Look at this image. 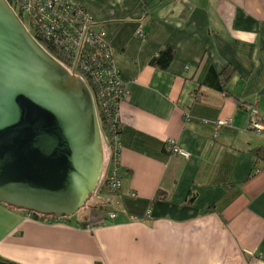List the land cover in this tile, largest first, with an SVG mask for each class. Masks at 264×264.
Wrapping results in <instances>:
<instances>
[{
	"label": "crops",
	"instance_id": "obj_1",
	"mask_svg": "<svg viewBox=\"0 0 264 264\" xmlns=\"http://www.w3.org/2000/svg\"><path fill=\"white\" fill-rule=\"evenodd\" d=\"M80 1L130 87L119 107L122 184L97 188L91 204L106 213L89 217L42 220L0 203V255L21 264H264V161L253 151L264 129L249 126L252 107L264 124V0ZM165 45L175 55L162 69L151 59ZM225 71L227 92L213 86ZM219 119L231 122L216 127ZM170 137L188 157L165 150ZM104 148L103 177L107 137Z\"/></svg>",
	"mask_w": 264,
	"mask_h": 264
},
{
	"label": "water",
	"instance_id": "obj_2",
	"mask_svg": "<svg viewBox=\"0 0 264 264\" xmlns=\"http://www.w3.org/2000/svg\"><path fill=\"white\" fill-rule=\"evenodd\" d=\"M104 164L88 84L0 0V202L71 216L97 190Z\"/></svg>",
	"mask_w": 264,
	"mask_h": 264
},
{
	"label": "built area",
	"instance_id": "obj_3",
	"mask_svg": "<svg viewBox=\"0 0 264 264\" xmlns=\"http://www.w3.org/2000/svg\"><path fill=\"white\" fill-rule=\"evenodd\" d=\"M8 2L39 43L43 40L57 56L50 53L62 62L58 58L60 56L64 61L62 63L70 71L95 84V92L90 90L99 123L101 117L111 150L109 172L102 176L98 187L104 193L117 192L122 184L119 107L121 101L129 96L130 87L122 79L115 63L105 28L96 23L93 15L79 0H8ZM135 34L138 37L145 36L140 27L136 29ZM257 114V108L252 107L249 126L261 132L264 124L256 118ZM230 122L231 119H219L215 121V125L221 127ZM165 150L183 157L189 156V152L180 147L172 137L165 142ZM259 171L261 168L256 167L255 172ZM28 214L32 215L30 211ZM109 216L114 218L116 213L111 212Z\"/></svg>",
	"mask_w": 264,
	"mask_h": 264
},
{
	"label": "trees",
	"instance_id": "obj_4",
	"mask_svg": "<svg viewBox=\"0 0 264 264\" xmlns=\"http://www.w3.org/2000/svg\"><path fill=\"white\" fill-rule=\"evenodd\" d=\"M10 3H12V2L10 1ZM40 41H41V43L44 45V47L49 52H51L53 55L57 56L55 51L52 50L43 40H40ZM174 55H175V49L172 46H170V45H165L164 47L160 48L157 51V53L153 56V58L151 59V64H153L154 66L160 67L162 69H166V68H168L170 62L172 61V59L174 57ZM58 58H60V60L62 62H64L63 59H61L60 56ZM78 73L80 74V72H78ZM215 77H216V80H215V84L213 86L216 87L219 90H223V91L227 92V90L225 89V86H226L227 80L229 79L228 72L226 73V71H225V72L220 73V74L217 73L215 75ZM86 82L89 85V87L92 90V92H95V89H96L95 84L92 81H89L88 79L86 80ZM100 125H101L102 130L106 133V131L104 130V123H103V120H102L101 117H100ZM120 131H121V126H120ZM253 151H254L255 155L257 156L258 161H261V160L264 161V146L256 147V148L253 149ZM257 167H259V166H257ZM260 168H262V167H260ZM159 194H161V193H159ZM31 214H32L33 217L38 218V219H42V220H44V219L58 220L60 218H65V217L57 218V217H54L53 215L38 214L36 212H31ZM0 264H21V263L16 262V261L11 260V259H8V258L3 257L2 255H0Z\"/></svg>",
	"mask_w": 264,
	"mask_h": 264
},
{
	"label": "rangeland",
	"instance_id": "obj_5",
	"mask_svg": "<svg viewBox=\"0 0 264 264\" xmlns=\"http://www.w3.org/2000/svg\"><path fill=\"white\" fill-rule=\"evenodd\" d=\"M102 137H103V142H106V133L102 130ZM93 197V194H92ZM91 196L89 197V199L86 201L85 205L82 206L80 209H78L73 215L68 216L67 218H73L76 215H81V214H87V216L89 217L90 213H95V212H105L104 209L105 208H100V205H92L91 203ZM3 203V202H0ZM23 209V208H20ZM25 210V209H24ZM106 213V212H105Z\"/></svg>",
	"mask_w": 264,
	"mask_h": 264
}]
</instances>
